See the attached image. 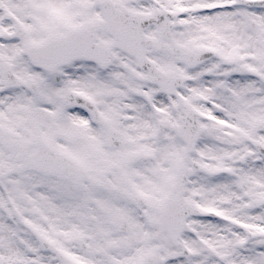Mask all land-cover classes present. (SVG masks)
I'll return each instance as SVG.
<instances>
[{
    "label": "snow or ice",
    "instance_id": "6c2138e0",
    "mask_svg": "<svg viewBox=\"0 0 264 264\" xmlns=\"http://www.w3.org/2000/svg\"><path fill=\"white\" fill-rule=\"evenodd\" d=\"M0 264H264V0H0Z\"/></svg>",
    "mask_w": 264,
    "mask_h": 264
}]
</instances>
